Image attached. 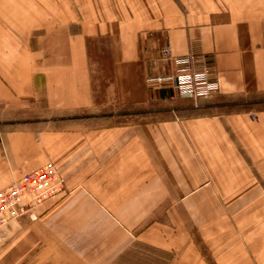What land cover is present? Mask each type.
Instances as JSON below:
<instances>
[{
    "label": "crops",
    "instance_id": "0c3cea01",
    "mask_svg": "<svg viewBox=\"0 0 264 264\" xmlns=\"http://www.w3.org/2000/svg\"><path fill=\"white\" fill-rule=\"evenodd\" d=\"M95 39L112 103L94 98ZM166 46L198 57L215 98L264 95V0H0V107L58 127L0 126V190L48 161L66 187L38 223L0 228V264H264V108L214 99L183 116L147 81L186 74ZM113 103L146 110L103 127L63 117Z\"/></svg>",
    "mask_w": 264,
    "mask_h": 264
},
{
    "label": "built area",
    "instance_id": "2783aa9c",
    "mask_svg": "<svg viewBox=\"0 0 264 264\" xmlns=\"http://www.w3.org/2000/svg\"><path fill=\"white\" fill-rule=\"evenodd\" d=\"M162 55L169 59L173 57L169 47L162 50ZM197 58L194 55L173 58L176 66H184L186 74L183 76H169L147 81L170 84L177 98H190L196 101L200 97H209L218 91L219 85L216 79L210 77L207 70L193 69ZM65 194V183L58 168L51 161L35 171L21 175L0 190V228L20 219L31 222L39 220L40 207L55 203Z\"/></svg>",
    "mask_w": 264,
    "mask_h": 264
},
{
    "label": "rangeland",
    "instance_id": "374dc122",
    "mask_svg": "<svg viewBox=\"0 0 264 264\" xmlns=\"http://www.w3.org/2000/svg\"><path fill=\"white\" fill-rule=\"evenodd\" d=\"M107 44L104 40H93L91 41V45H90V50H89V58H90V66H91V72H92V79H93V94H94V98L97 101V103L99 104H105L106 102L108 103H112L114 101V97L111 96L107 91V88L110 85L111 82V74H112V69H111V58L110 55L107 53ZM168 47V46H166ZM162 54V51H161ZM163 56V55H162ZM164 57V56H163ZM173 58H175L174 56L172 57V59H170L171 61H173ZM169 59V58H168ZM174 62V61H173ZM175 64V63H174ZM210 74V73H209ZM210 77L213 79V77L210 75ZM215 79V78H214ZM218 82V81H217ZM161 84L167 85L168 83H164L162 82ZM169 88H170V84H168ZM219 92V89L216 93H212L211 95H209V97H200L198 98V100L194 101L190 98H179V99H175L173 100L175 105H172V108H186V113L183 115L185 117L187 116H197V115H202L204 114L201 111L202 107H206V105L213 103L214 99ZM239 97H232V98H225V101L223 102L224 104L222 105H226L228 104H236L234 109V111H240L241 110V106H239V104L244 103V102H249L251 100H254L252 97L251 98H244V100H236ZM255 100H264V95L262 96H257V98ZM180 104V105H178ZM227 104V105H228ZM108 105V104H107ZM113 105L115 106V103H113ZM214 105H216V103H214ZM212 105V106H214ZM224 108V110H228L227 107H222ZM253 108V107H252ZM264 108V104L261 106H256L253 109H262ZM118 106H108L105 108H102V110H106L107 112H104L106 114L100 113V112H94L93 114L86 113V112H78L72 115H67V116H63L69 119H83V118H89L86 119L87 121H85V123L82 124V126L86 125L89 127H103V126H112V125H119V124H126L128 123L131 119L129 118H121L119 117V115L115 114V110L118 111ZM131 111H134L131 110ZM142 111V109H137V112ZM7 112L3 111L0 107V126L2 127V125L4 127L9 126L10 122L12 121V123H14L13 125H11L10 129H31V127H44V128H48V129H57L58 127L49 123V125L46 122H41L39 123V125H26L23 124V122H29L30 120H44L47 118H50L51 115L46 114V113H32L29 115H24V116H17V115H6ZM101 115V116H100ZM72 117V118H71ZM76 117V118H75ZM14 121V122H13ZM19 123V124H17ZM25 125V126H24ZM63 127V125L61 126ZM41 220V217L39 218V220L31 222L29 220L23 219V221L26 222V224L28 225H32V224H36ZM163 254H158L156 256L157 260L158 258H163L162 256ZM164 259V258H163ZM142 264H150L148 263L147 260L144 259V262Z\"/></svg>",
    "mask_w": 264,
    "mask_h": 264
},
{
    "label": "trees",
    "instance_id": "16d2710c",
    "mask_svg": "<svg viewBox=\"0 0 264 264\" xmlns=\"http://www.w3.org/2000/svg\"><path fill=\"white\" fill-rule=\"evenodd\" d=\"M252 98L253 99L254 98L256 99L257 97L256 96H253ZM177 99H179V98H177ZM255 99L254 100H251L249 102H244V103L239 104V106H241L240 107L241 110L242 111L253 110L254 107L261 106V105L264 104V100H255ZM236 100H244V98L243 97H239ZM224 101H225V97L221 96V97H218L217 99H215L214 103H216V105H218L220 107H225V108L227 107L228 110H231V109H234L235 108L236 104L231 105V104H228L227 103L228 105L227 104L226 105H222V104H224L223 103ZM145 110L146 109H142V111H140L139 113H142ZM129 112H131V109L130 108H128V109H122V110L119 111L118 115H119V117H121V118L124 119V118L127 117V115H129ZM134 112L137 113V109H134Z\"/></svg>",
    "mask_w": 264,
    "mask_h": 264
}]
</instances>
